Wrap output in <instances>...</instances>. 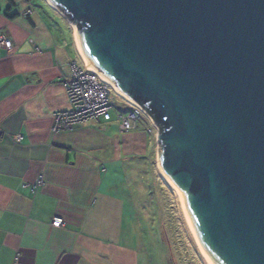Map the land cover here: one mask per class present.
Instances as JSON below:
<instances>
[{
    "label": "water",
    "instance_id": "1",
    "mask_svg": "<svg viewBox=\"0 0 264 264\" xmlns=\"http://www.w3.org/2000/svg\"><path fill=\"white\" fill-rule=\"evenodd\" d=\"M44 1L152 121L209 263L264 264V0Z\"/></svg>",
    "mask_w": 264,
    "mask_h": 264
},
{
    "label": "crops",
    "instance_id": "2",
    "mask_svg": "<svg viewBox=\"0 0 264 264\" xmlns=\"http://www.w3.org/2000/svg\"><path fill=\"white\" fill-rule=\"evenodd\" d=\"M11 1L0 0V37L12 43L0 48V264H151L149 248L124 236L139 204L126 132L113 117L52 133L53 114L69 110L70 65L82 66L74 28L44 0L50 14Z\"/></svg>",
    "mask_w": 264,
    "mask_h": 264
},
{
    "label": "rangeland",
    "instance_id": "3",
    "mask_svg": "<svg viewBox=\"0 0 264 264\" xmlns=\"http://www.w3.org/2000/svg\"><path fill=\"white\" fill-rule=\"evenodd\" d=\"M14 1L17 2L14 10H23L30 5L29 7L36 10L47 11L42 0ZM50 17L61 28V33L67 32L66 20L65 22L60 16L52 14ZM81 62L83 63V60ZM76 64L81 67L80 62ZM108 99L115 109L123 112L130 110L127 106H131L130 103L115 91H109ZM138 115L137 127L123 135L125 145L129 143L137 150L127 160L126 168H132L135 178L139 181L133 196L134 202L139 204L134 217L126 220L123 225L126 243L129 242L128 237H131V242L135 245L142 248L143 245L147 246L151 264H204L198 257L195 244L183 223L184 218L177 198L165 185L158 163L152 166L153 145L158 148L155 139L153 140L157 130L149 126V121L143 113L138 112Z\"/></svg>",
    "mask_w": 264,
    "mask_h": 264
},
{
    "label": "built area",
    "instance_id": "4",
    "mask_svg": "<svg viewBox=\"0 0 264 264\" xmlns=\"http://www.w3.org/2000/svg\"><path fill=\"white\" fill-rule=\"evenodd\" d=\"M30 14V11L25 13V15ZM0 48L10 51L12 43L4 37H0ZM70 69L72 77L64 83L69 110L53 114L52 133L70 132L76 127L89 122L97 124L109 122L113 117L119 123L122 132H128L137 126L138 112L143 113L139 107L127 104L130 110L126 112L115 109L108 99L109 91L114 92L113 89L105 84L98 75L89 71L84 62L81 67L76 63H71ZM20 140L21 138L18 137L17 141ZM43 185L42 178H39L34 185V189ZM51 227L63 228L64 220L59 217L54 218Z\"/></svg>",
    "mask_w": 264,
    "mask_h": 264
},
{
    "label": "bare ground",
    "instance_id": "5",
    "mask_svg": "<svg viewBox=\"0 0 264 264\" xmlns=\"http://www.w3.org/2000/svg\"><path fill=\"white\" fill-rule=\"evenodd\" d=\"M47 2H49V0H46ZM50 3V2H49ZM74 31H75V29H74ZM76 45H77V42H76ZM77 49H78V52H79V55H80V57L82 58V60H83V62L85 63V65L87 66V68L89 69V71H91V72H93V73H95L96 75H98L96 72H94L91 68H90V66L87 64V62L84 60V58L82 57V55H81V53H80V51H79V48H78V45H77ZM98 77H99V75H98ZM100 78V77H99ZM101 79V78H100ZM104 82V81H103ZM105 83V82H104ZM105 84H107V83H105ZM108 86H110L114 91H115V93H117L118 95H120L116 90H115V88H114V86H112L111 84H107ZM121 96V95H120ZM121 97H123V96H121ZM124 98V97H123ZM127 102H129L130 104H133V103H131L128 99H126V98H124ZM158 165H159V163H158ZM159 168H160V166H159ZM160 170H161V168H160ZM161 173H162V178H163V181H164V183H165V185L167 186V188H169L170 190H171V192L174 194V196L177 198V200H178V202H179V205H180V208H181V211H182V214H183V218H184V221H183V223H185V225H186V228L188 229L187 231L189 232V234H190V236H191V238H192V240H193V242H194V244H195V247H196V249H197V254H199V256L198 257H200L201 258V260H202V263H204V264H210L209 263V261H208V259H207V257H206V255H205V253H204V251L202 250V248L200 247V245L198 244V242L196 241V239H195V237H194V235H193V233L191 232V230H190V228H189V226H188V224H187V221H186V218H185V215H184V209H183V203H182V199H181V195H180V192L176 189V187L169 181V179L164 175V173L162 172V170H161ZM177 202V203H178ZM182 216V215H181ZM187 232V233H188ZM191 240V241H192ZM193 244V245H194Z\"/></svg>",
    "mask_w": 264,
    "mask_h": 264
},
{
    "label": "trees",
    "instance_id": "6",
    "mask_svg": "<svg viewBox=\"0 0 264 264\" xmlns=\"http://www.w3.org/2000/svg\"><path fill=\"white\" fill-rule=\"evenodd\" d=\"M9 2H12L11 0H9ZM141 106L143 107V104H141ZM147 110V112H150L148 109H146Z\"/></svg>",
    "mask_w": 264,
    "mask_h": 264
}]
</instances>
